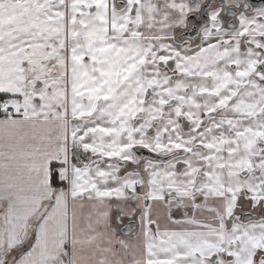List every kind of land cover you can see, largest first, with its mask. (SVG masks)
Masks as SVG:
<instances>
[{"label": "snow or ice", "instance_id": "snow-or-ice-1", "mask_svg": "<svg viewBox=\"0 0 264 264\" xmlns=\"http://www.w3.org/2000/svg\"><path fill=\"white\" fill-rule=\"evenodd\" d=\"M0 264H264V0H0Z\"/></svg>", "mask_w": 264, "mask_h": 264}]
</instances>
